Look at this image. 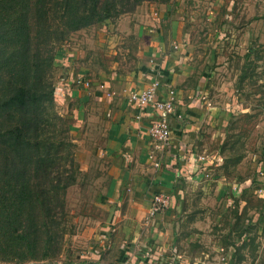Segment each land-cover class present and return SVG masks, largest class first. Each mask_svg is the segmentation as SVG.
Masks as SVG:
<instances>
[{
  "label": "rangeland",
  "instance_id": "rangeland-1",
  "mask_svg": "<svg viewBox=\"0 0 264 264\" xmlns=\"http://www.w3.org/2000/svg\"><path fill=\"white\" fill-rule=\"evenodd\" d=\"M132 1L109 0L121 11ZM152 2L162 3L142 1L69 32L64 0H0V31L18 26L31 36L23 58L0 35V99L24 82L16 63L31 68L33 89L32 146L12 147L8 160L2 132L24 108L10 118L0 112V264L101 262L91 253L102 248L114 212L101 101L65 98L62 65L82 52L80 61L98 76L133 70L143 50L130 31L135 19L125 17ZM166 3L203 80L206 111L190 129L192 155L179 165L170 203L152 216L171 239L166 260L264 264V0Z\"/></svg>",
  "mask_w": 264,
  "mask_h": 264
},
{
  "label": "crops",
  "instance_id": "crops-1",
  "mask_svg": "<svg viewBox=\"0 0 264 264\" xmlns=\"http://www.w3.org/2000/svg\"><path fill=\"white\" fill-rule=\"evenodd\" d=\"M173 10L169 3L152 2L138 6L131 17H125L130 22L135 19L130 31L141 37L143 50L142 58L131 71L107 73L100 69L98 76L80 61L82 52H74V57L65 59L62 65L65 77L59 89L65 92V98H90L95 104L101 101L105 155L111 162L113 176L110 195L114 212L110 231L100 238L102 248L98 246L91 253L100 263L175 264L166 260L171 239L158 232L160 219L153 218L150 210L156 194L172 192L179 165L187 163L184 156L192 155L190 129L206 118V111L202 105L203 80L194 72L183 42V27L174 20ZM156 78L161 81L162 93L167 85L174 87L181 115L172 118V142L166 147H159L150 134L157 119L153 108H141L129 96ZM150 224L154 226L151 228ZM153 239L157 243L148 245ZM149 248L154 249L150 257L146 255ZM160 252L164 255H158Z\"/></svg>",
  "mask_w": 264,
  "mask_h": 264
},
{
  "label": "trees",
  "instance_id": "trees-1",
  "mask_svg": "<svg viewBox=\"0 0 264 264\" xmlns=\"http://www.w3.org/2000/svg\"><path fill=\"white\" fill-rule=\"evenodd\" d=\"M142 1L146 0H133L128 9L121 11V9H117L115 4H113L114 9H112L109 0H64L65 7L67 8V13L64 15L66 20L64 22L66 24H71L69 27V32H71L73 30L102 22L111 18L114 14L132 11ZM155 1L166 3L169 0ZM19 28L20 27L17 26L12 32L0 31V35L1 38L11 41L17 54H21L22 56L20 57L24 58L27 56L24 54L26 52L28 53L30 50L31 36L29 31L24 32ZM67 33L65 32V35ZM16 67V71H20L21 75H24V82L11 90L9 95H6L5 98L0 99V112L2 114H7L9 117V115H12L13 111L20 110L21 108H24V110L22 115L16 119L17 124L14 123V117H9L10 119L5 123V126L9 127L2 132L5 145H7L6 152L4 153V155H7L6 160H8L9 155H12V147H15L14 149H16L23 148L24 145L32 146L28 131H26V128L32 124L33 120L28 106L31 104L32 99V83L29 82V80H26L30 74L31 68H28L27 64L18 65L17 63ZM19 122H21L20 125ZM15 137L18 140L16 142Z\"/></svg>",
  "mask_w": 264,
  "mask_h": 264
},
{
  "label": "built area",
  "instance_id": "built-area-1",
  "mask_svg": "<svg viewBox=\"0 0 264 264\" xmlns=\"http://www.w3.org/2000/svg\"><path fill=\"white\" fill-rule=\"evenodd\" d=\"M86 85H90L86 81ZM161 81L154 79L142 91H132L130 100L136 103L139 107L144 108L151 106L157 115L156 121L150 127V134L156 141L159 147L170 146L173 137L172 118L178 113V96L174 87L167 85L166 90L162 93ZM170 195L168 193H158L154 196L150 215L161 213L170 203ZM154 249L149 248L146 255L153 256ZM163 256L164 253L158 254Z\"/></svg>",
  "mask_w": 264,
  "mask_h": 264
},
{
  "label": "water",
  "instance_id": "water-1",
  "mask_svg": "<svg viewBox=\"0 0 264 264\" xmlns=\"http://www.w3.org/2000/svg\"><path fill=\"white\" fill-rule=\"evenodd\" d=\"M46 264H59V263H46ZM68 264H72V263H68ZM84 264H107V263H100V262H88V263H84Z\"/></svg>",
  "mask_w": 264,
  "mask_h": 264
}]
</instances>
